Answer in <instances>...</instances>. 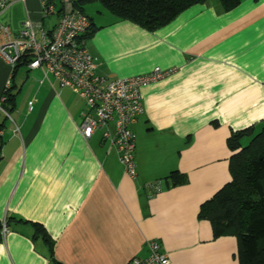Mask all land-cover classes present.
Returning <instances> with one entry per match:
<instances>
[{
  "label": "crops",
  "instance_id": "obj_1",
  "mask_svg": "<svg viewBox=\"0 0 264 264\" xmlns=\"http://www.w3.org/2000/svg\"><path fill=\"white\" fill-rule=\"evenodd\" d=\"M13 9L23 17L6 25L12 38L29 15L41 20L38 1L28 0L0 21ZM107 13L104 24L92 20L86 42L99 75L174 69L141 90L137 177L124 173L103 130L81 136L83 100L42 69L23 65L12 76L0 56V264H128L149 240L173 264H239L236 237L215 239L198 215L232 180L231 134L264 127V0L229 10L209 0L154 31ZM108 129L114 137L113 122ZM174 172L182 184L168 179ZM156 182L159 192L145 188Z\"/></svg>",
  "mask_w": 264,
  "mask_h": 264
},
{
  "label": "built area",
  "instance_id": "obj_2",
  "mask_svg": "<svg viewBox=\"0 0 264 264\" xmlns=\"http://www.w3.org/2000/svg\"><path fill=\"white\" fill-rule=\"evenodd\" d=\"M28 0H0V16L12 5ZM42 20L55 18L53 27L45 29L42 21L33 20L29 13L21 23L17 36L12 38L11 29L0 23V56L12 71L27 55L32 60L27 65L31 70L42 69L60 86L66 87L88 108L79 124V132L89 140L98 130H103V139L109 141L118 152L124 173L137 177L135 163L136 136L132 125L143 115L141 90L150 84L169 77L174 69L155 67L141 76L112 80L97 73L98 59L87 48L85 35L91 29V20L76 8L75 0H37ZM10 89L7 83L4 94ZM32 104H30L31 106ZM9 117V114L2 110ZM114 123L115 135L108 129ZM147 190L159 192V182L149 183ZM6 232V224L2 233ZM128 264H173L157 240L146 243V255L133 258Z\"/></svg>",
  "mask_w": 264,
  "mask_h": 264
},
{
  "label": "trees",
  "instance_id": "obj_3",
  "mask_svg": "<svg viewBox=\"0 0 264 264\" xmlns=\"http://www.w3.org/2000/svg\"><path fill=\"white\" fill-rule=\"evenodd\" d=\"M208 1L75 0V5L85 14L82 4L98 3L117 18L154 31L170 23L181 12L195 5L206 4ZM220 2L225 10H229L234 8L239 0H220ZM90 20L91 29L84 37L87 40L94 30L93 19ZM31 60V55L25 56L13 70L12 76L19 66L28 65ZM11 92L10 87L5 95L7 102L13 99ZM248 138L249 143L244 144V139ZM228 147L233 153L229 160L232 180L201 205L198 218L210 222L215 239L228 235L236 237L239 264H264V192L261 186L264 180V127L259 130L252 127L232 133ZM168 179H172L173 186L185 181L184 176L178 172L171 173ZM37 228L41 230V232L37 231V234L44 232L45 235L41 227L37 226ZM54 262L58 264L55 259Z\"/></svg>",
  "mask_w": 264,
  "mask_h": 264
},
{
  "label": "rangeland",
  "instance_id": "obj_4",
  "mask_svg": "<svg viewBox=\"0 0 264 264\" xmlns=\"http://www.w3.org/2000/svg\"><path fill=\"white\" fill-rule=\"evenodd\" d=\"M17 5H20L17 4ZM17 5H15L17 7ZM82 7L84 9V12L87 16H89L90 18H92L94 21H98V24L101 23H106L107 19L109 17V14L107 13V11L98 3H93V4H82ZM100 14H98V13ZM12 14H14V16L12 17ZM23 17L22 11L21 10H17V9H13L11 11H9L5 16L4 19L2 18V21H0V23L4 26H6L7 24L11 25L12 24H19L20 19ZM11 18L13 21H11ZM110 18V17H109ZM5 20V21H4ZM44 23L45 29L48 30V27H53L56 20L55 18H53L52 20L48 21L46 20H40ZM12 31V30H11ZM13 34V33H12ZM0 42H2L1 38H0ZM24 68V67H23ZM133 126V125H132ZM258 130V129H257ZM244 144H248L249 143V139H244Z\"/></svg>",
  "mask_w": 264,
  "mask_h": 264
}]
</instances>
